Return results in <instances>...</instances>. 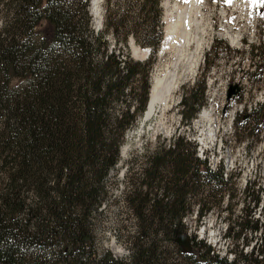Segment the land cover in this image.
Masks as SVG:
<instances>
[{
  "label": "trees",
  "instance_id": "16d2710c",
  "mask_svg": "<svg viewBox=\"0 0 264 264\" xmlns=\"http://www.w3.org/2000/svg\"><path fill=\"white\" fill-rule=\"evenodd\" d=\"M89 1L0 0V264H264V223L251 217H229L224 237L235 248L242 244L229 250L230 259L194 234L190 250L176 241L187 235V212L195 207L201 222L219 208L210 197L231 179L221 165L212 170L196 157V146L179 135L127 166L139 179L124 193L139 225L128 257L96 254L92 215L151 89L153 61L133 58L128 41L153 56L164 22L161 0H103L95 30ZM42 20L52 25L49 42L38 39ZM258 49L250 50L254 70ZM205 88L201 81L182 92L183 125L204 105ZM257 109L264 112V103ZM249 200L260 203L258 195ZM244 229L259 231L262 248L243 252Z\"/></svg>",
  "mask_w": 264,
  "mask_h": 264
},
{
  "label": "rangeland",
  "instance_id": "374dc122",
  "mask_svg": "<svg viewBox=\"0 0 264 264\" xmlns=\"http://www.w3.org/2000/svg\"><path fill=\"white\" fill-rule=\"evenodd\" d=\"M97 1L100 2L98 11L102 25L103 0ZM191 1L200 6L197 20L201 23L195 27L199 37L196 36L197 40L201 39L198 49L200 57L193 74L182 80L176 97L181 99L183 91L203 81L206 87L204 105L190 121V125L181 123L178 104H175L167 110L156 107L149 117L143 113L137 117L134 126L126 131L120 146V160L106 183V196L91 219L96 254L108 251L118 258L128 257L131 242L137 239L139 225L124 200V193L129 184L139 179L136 180L128 173L127 166L134 159L140 164L144 155L154 152L159 145H166L178 135L196 146L195 156L201 155V159L206 157L211 169L216 170L221 165L227 176L231 177L219 194L210 197L212 203H218L217 210L208 213L201 222L194 220L195 207L184 216L187 237L194 234L196 239L203 238L215 253L230 259L233 252L229 250H239L242 244L237 242L235 248L231 237H224L229 217L231 220L239 219L240 216L247 219L251 217L264 223V112L257 111L258 106L264 103V2L232 0L228 4L225 0H161L164 29L158 51L151 56L149 50L145 57L142 51L149 48L138 45L132 38L128 41L129 51L135 59L151 58L153 63L149 78L152 84V80L157 75L161 76L173 59L172 40L165 39V28L174 22L180 8L188 6ZM92 4L93 0H90L88 14L91 16V26L98 30L101 25L92 14ZM37 33L38 39L43 38L49 42L52 25L46 20L40 21ZM109 44L113 46L112 39ZM134 47L139 49L137 55L131 52ZM214 47L215 54L218 53L216 57ZM253 47H259L258 51L262 54L256 62L255 70L250 62V50ZM194 48L195 44L191 46V51ZM184 69L183 62L176 64L179 75H183ZM246 71L250 74H245ZM231 84L238 85L239 92L227 100ZM199 89L200 85L195 92L196 96L200 93ZM203 111L208 113L209 123L197 125L198 115ZM242 114L243 118L240 116ZM210 129L215 131L213 137L203 146L199 135H206ZM249 181L252 182L251 186ZM137 187L138 183L134 185V188ZM255 195L259 196L260 203L253 207L249 199ZM190 197L195 199L194 196ZM237 229L238 226H232L231 231ZM243 233L248 240L243 246V252L250 254L252 245L254 250L262 248L259 231L249 233V230L244 229ZM255 255V252L252 253V257Z\"/></svg>",
  "mask_w": 264,
  "mask_h": 264
},
{
  "label": "bare ground",
  "instance_id": "6f19581e",
  "mask_svg": "<svg viewBox=\"0 0 264 264\" xmlns=\"http://www.w3.org/2000/svg\"><path fill=\"white\" fill-rule=\"evenodd\" d=\"M99 3L97 0H93L92 14L95 20L100 23V11H98L100 10L98 8ZM199 7L200 6L191 1L188 6L180 8L179 11L177 10L176 19L170 26L165 28V39L172 40V49L174 50L173 59L170 66L165 69V72L162 73L161 76L157 75V77L152 80L149 101L146 112L144 113L146 117H149L156 107L167 110L172 105H175L178 100L176 93L182 80L189 75L191 76L198 66L200 57L198 49H200L201 39L197 40L198 36L196 35L197 32L195 33V27L201 23L197 20L200 14ZM194 44L195 48L191 51V46ZM138 50V48H132V51L135 53H137ZM146 52L147 50H143V55H145ZM178 62H183L185 64L182 76L176 72V64ZM204 122L209 123V116L206 111L199 113L196 124L202 125ZM214 132V130L210 129L206 135H199V141L203 146L213 137ZM203 146L201 148H203Z\"/></svg>",
  "mask_w": 264,
  "mask_h": 264
},
{
  "label": "water",
  "instance_id": "95a60500",
  "mask_svg": "<svg viewBox=\"0 0 264 264\" xmlns=\"http://www.w3.org/2000/svg\"><path fill=\"white\" fill-rule=\"evenodd\" d=\"M131 52L133 55H137L135 52L132 51L131 49ZM149 53V49H147V52L145 54V57L148 55ZM239 92V86L236 85V84H231L229 85V88H228V91H227V95H226V98L227 100H229L232 96H235L237 93ZM180 101V97L179 99L177 100V103L178 104ZM176 241L185 249V250H190V242H189V238L187 237V235L185 234H178L177 238H176Z\"/></svg>",
  "mask_w": 264,
  "mask_h": 264
},
{
  "label": "snow or ice",
  "instance_id": "6c2138e0",
  "mask_svg": "<svg viewBox=\"0 0 264 264\" xmlns=\"http://www.w3.org/2000/svg\"><path fill=\"white\" fill-rule=\"evenodd\" d=\"M185 2H188V0H185ZM198 2H202V0H198ZM253 3H256L257 0H252ZM261 2H264V0H261ZM225 3L231 4L232 0H225Z\"/></svg>",
  "mask_w": 264,
  "mask_h": 264
}]
</instances>
